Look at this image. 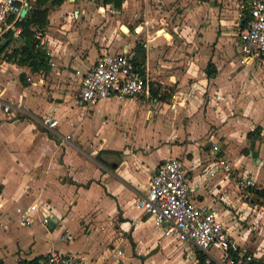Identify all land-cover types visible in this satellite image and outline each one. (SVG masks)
Segmentation results:
<instances>
[{
	"label": "crops",
	"instance_id": "1",
	"mask_svg": "<svg viewBox=\"0 0 264 264\" xmlns=\"http://www.w3.org/2000/svg\"><path fill=\"white\" fill-rule=\"evenodd\" d=\"M38 5L24 19L38 7L48 10L36 35L49 59L46 72L9 61L24 39L0 31L2 46L9 43L0 50L2 102L19 118L8 121L0 109V264H43L52 252L90 264H198L195 251L164 238L135 208L170 159L188 171L193 203L216 210L230 237L260 258L264 236L257 242L253 234L264 223V206L254 203L264 201L255 192L264 189V65L242 64L244 0ZM104 54L128 56L141 67L156 102L79 105L82 77ZM47 117L59 126H46ZM93 145L101 147L92 153ZM219 157L258 189L224 172L211 177ZM46 204L52 228L39 210L28 212ZM252 218L254 227L245 229Z\"/></svg>",
	"mask_w": 264,
	"mask_h": 264
},
{
	"label": "built area",
	"instance_id": "2",
	"mask_svg": "<svg viewBox=\"0 0 264 264\" xmlns=\"http://www.w3.org/2000/svg\"><path fill=\"white\" fill-rule=\"evenodd\" d=\"M38 0H0V31H13L21 36L23 27L18 23L24 19L23 10H30ZM246 2V3H245ZM243 22L240 30L242 64L256 60L264 65V0H244ZM3 89L0 86V109L11 122H18L12 105L2 102ZM155 103L152 95L150 78L125 55L100 56L82 77L78 103L84 107H93L108 99L141 100ZM50 128L59 126V121L52 117L44 119ZM70 137H68L69 139ZM214 151L219 148L214 145ZM224 174L234 177L246 188L255 187L252 179L236 173L225 158L219 157L214 171L210 174ZM1 207V205H0ZM135 208L149 215L156 227L162 229L163 237L179 244L188 245L190 251L206 256V264H251L255 260L264 262V254L257 256L244 250L234 241L220 220L216 210L196 206L191 199L188 171L177 159H170L161 164L154 172L147 193L135 202ZM38 211L45 226L52 224L53 211L46 205L33 206L28 212ZM27 225V217L21 219ZM69 240L73 237L66 236ZM64 239V238H63ZM122 255L123 253L120 252ZM190 254L187 258H190ZM43 264H90L85 258L67 256L52 252Z\"/></svg>",
	"mask_w": 264,
	"mask_h": 264
},
{
	"label": "trees",
	"instance_id": "3",
	"mask_svg": "<svg viewBox=\"0 0 264 264\" xmlns=\"http://www.w3.org/2000/svg\"><path fill=\"white\" fill-rule=\"evenodd\" d=\"M50 1L52 6H60L65 0H38V6H41L43 3ZM105 5H112L117 9H121L122 3L124 0H102ZM208 1V0H200ZM246 13V20L249 18L248 11L244 10ZM48 10L40 11L39 7L34 12V15L30 20L26 19L21 20L18 25L23 27V32L21 34V39H24V42L18 48H15L12 53L7 56L9 61L15 60L18 64L22 66L29 67L34 73L35 72H46L48 70V57L44 50L39 48V40L36 38V35L39 31H43L47 26ZM42 17V22H41ZM11 33L6 35V38L9 39ZM9 46V43L2 46L0 41V50L1 53ZM137 65V64H136ZM138 66V65H137ZM152 95H154V90H152ZM254 136L256 134H253ZM252 134H249V137H253ZM100 155V154H99ZM258 197H264V189L255 191ZM20 264H41V259H36L33 261H22ZM198 264H206V256L198 253ZM215 264V263H212ZM251 264H264L262 260H255Z\"/></svg>",
	"mask_w": 264,
	"mask_h": 264
},
{
	"label": "rangeland",
	"instance_id": "4",
	"mask_svg": "<svg viewBox=\"0 0 264 264\" xmlns=\"http://www.w3.org/2000/svg\"><path fill=\"white\" fill-rule=\"evenodd\" d=\"M239 29V28H238ZM238 34H239V30H238ZM97 127V125L95 124V125H93L92 126V132L95 130V128ZM95 137L97 136V134L95 133V135H94ZM101 146L100 145H93L92 147H91V152L92 153H95L96 152V150H98L99 148H100ZM262 187V186H261ZM255 189H258V186H256L255 187ZM245 193H247L248 192V190H243ZM254 203H258V205H263L264 206V201H260L259 199H257V198H255L254 197ZM255 216V215H254ZM251 221H253V218L252 219H250L248 222H246V225H244L243 227L245 228V229H247V228H252V227H254V226H252L253 224L252 223H249V222H251ZM258 226V229H254V234H253V236H255V240L258 242V241H260V239L262 240L263 239V236H264V223L260 220L259 221V223L257 224Z\"/></svg>",
	"mask_w": 264,
	"mask_h": 264
},
{
	"label": "water",
	"instance_id": "5",
	"mask_svg": "<svg viewBox=\"0 0 264 264\" xmlns=\"http://www.w3.org/2000/svg\"><path fill=\"white\" fill-rule=\"evenodd\" d=\"M27 11L23 10L21 16L24 17L26 15ZM53 224H50L49 227L52 228Z\"/></svg>",
	"mask_w": 264,
	"mask_h": 264
}]
</instances>
